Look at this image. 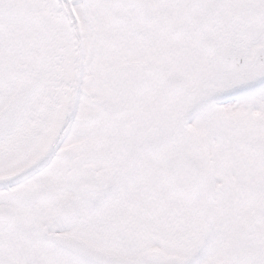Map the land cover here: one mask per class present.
<instances>
[{"label": "snow or ice", "instance_id": "snow-or-ice-1", "mask_svg": "<svg viewBox=\"0 0 264 264\" xmlns=\"http://www.w3.org/2000/svg\"><path fill=\"white\" fill-rule=\"evenodd\" d=\"M0 264H264V0H0Z\"/></svg>", "mask_w": 264, "mask_h": 264}]
</instances>
